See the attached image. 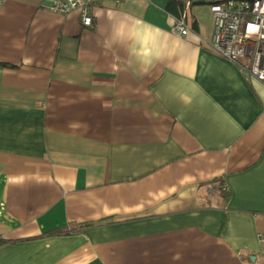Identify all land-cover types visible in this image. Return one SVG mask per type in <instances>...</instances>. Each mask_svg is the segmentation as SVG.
<instances>
[{"label":"crops","instance_id":"obj_1","mask_svg":"<svg viewBox=\"0 0 264 264\" xmlns=\"http://www.w3.org/2000/svg\"><path fill=\"white\" fill-rule=\"evenodd\" d=\"M53 1L0 6V264H264V83L213 0L185 36L170 0Z\"/></svg>","mask_w":264,"mask_h":264},{"label":"built area","instance_id":"obj_2","mask_svg":"<svg viewBox=\"0 0 264 264\" xmlns=\"http://www.w3.org/2000/svg\"><path fill=\"white\" fill-rule=\"evenodd\" d=\"M4 1L0 0V6ZM101 1L54 0L50 10L60 14L79 10L83 24L91 26L93 9ZM191 1L187 0V4ZM211 10L215 20L213 48L264 83V0H223L213 3ZM176 29L182 35L188 33L185 16L178 20ZM260 242L264 246V234Z\"/></svg>","mask_w":264,"mask_h":264},{"label":"bare ground","instance_id":"obj_3","mask_svg":"<svg viewBox=\"0 0 264 264\" xmlns=\"http://www.w3.org/2000/svg\"><path fill=\"white\" fill-rule=\"evenodd\" d=\"M184 1V11L181 13V15L180 16H178V18L176 19V22H175V28H176V25H177V22H178V20L179 19H181V18H183V16H185V19H186V23H187V25H188V11L190 10V7L192 6V4H194V3H196L197 1L198 2H203V3H206L207 2V0H193V1H191V3L188 5L187 4V0H183ZM218 2V1H217ZM213 3H216V2H211L209 5H210V9H211V6H212V4ZM211 12H212V10H211ZM213 14V13H212ZM213 17H214V15H213ZM93 20H94V17H93ZM214 27H215V20H214ZM188 29H189V31H190V26H188ZM177 30V29H176ZM189 31H188V33H189ZM176 32H178V30L176 31ZM213 32H214V29H213ZM187 33V34H188ZM178 34L180 35V36H185V35H182L181 33H179L178 32ZM186 34V35H187ZM212 37H213V34H212ZM211 44H212V38H211ZM212 47H213V45H212ZM214 49V48H213ZM215 50V49H214ZM232 62V61H231ZM234 63V62H233ZM239 67V66H238ZM240 68V67H239ZM245 72V71H244ZM246 73V72H245ZM247 74V73H246ZM248 75V74H247ZM250 78H254V77H251L250 75H248ZM255 79H257V78H255ZM258 80V79H257ZM260 81V80H259ZM262 82V81H261ZM1 206H2V209H4V204L2 203L1 204ZM0 214H1V211H0ZM4 243V241H3V239L2 238H0V245L1 244H3Z\"/></svg>","mask_w":264,"mask_h":264},{"label":"trees","instance_id":"obj_4","mask_svg":"<svg viewBox=\"0 0 264 264\" xmlns=\"http://www.w3.org/2000/svg\"><path fill=\"white\" fill-rule=\"evenodd\" d=\"M217 1H223V0H213V2H217ZM169 3H170V4L168 5L167 9H168L170 12L176 14L177 17H178V15L180 16L181 13L184 11V4H185L184 1H183V0H170ZM171 4H172V6H174L175 8H173V7L171 6ZM175 9H176V11H175ZM177 13H178V14H177Z\"/></svg>","mask_w":264,"mask_h":264},{"label":"rangeland","instance_id":"obj_5","mask_svg":"<svg viewBox=\"0 0 264 264\" xmlns=\"http://www.w3.org/2000/svg\"><path fill=\"white\" fill-rule=\"evenodd\" d=\"M1 207V206H0Z\"/></svg>","mask_w":264,"mask_h":264}]
</instances>
